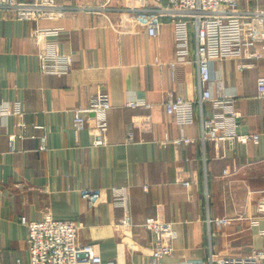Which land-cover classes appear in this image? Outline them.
<instances>
[{"label":"crops","instance_id":"1","mask_svg":"<svg viewBox=\"0 0 264 264\" xmlns=\"http://www.w3.org/2000/svg\"><path fill=\"white\" fill-rule=\"evenodd\" d=\"M194 35L191 28L190 56L172 67L176 50L168 19L153 37L143 28L121 33L95 14L34 21L0 11V108L8 110L0 111L2 264L29 262L21 217L41 220L49 213L80 224L79 245L94 244L104 264H149L154 234L142 225L149 216L172 231L174 251L164 263L213 256L218 264V258L262 246L253 222L264 195V97L257 89L264 58L243 70L241 60H216L210 83L214 96L237 94V130L258 133L259 141L204 142L202 123L213 115V104L200 103ZM39 39L56 41L59 52L73 54L70 73L41 71ZM98 91L113 105L106 146L93 144L94 120L79 136L74 128L75 109L89 106ZM169 94L194 102L193 124L180 126L166 112ZM130 100L151 107L132 108ZM130 126L134 139L127 141ZM183 134L195 142L176 146L172 140ZM113 187L128 190V228L120 225L125 212L112 203ZM84 188L101 189L100 199L83 198Z\"/></svg>","mask_w":264,"mask_h":264},{"label":"built area","instance_id":"2","mask_svg":"<svg viewBox=\"0 0 264 264\" xmlns=\"http://www.w3.org/2000/svg\"><path fill=\"white\" fill-rule=\"evenodd\" d=\"M253 0H96L87 2L63 3L59 0H0V11H14L20 20H60L68 15H100L119 32H133L145 29L150 36L157 37L164 20L173 25L176 59L170 62L175 67L181 59L187 60L191 53V28L195 33V61L198 68L202 90L201 105L210 101L213 115L203 119L201 139L205 141H228L230 144L258 142V133H243L237 130L236 110L237 94L230 93L214 96L212 64L214 61L238 59V69L252 67L264 58V8L253 5ZM39 59L43 73L65 75L70 73L74 57L72 53L59 52L56 41L40 40ZM242 60H248V63ZM258 95L264 97V75L257 79ZM127 106L151 107L145 100H130ZM168 114L174 115L180 126L195 122V105L190 99L179 94H169L164 104ZM113 108L108 95L96 92L89 106H79L74 111L75 133L89 127L93 134L94 145L106 146L108 131V113ZM1 112H8L6 106ZM134 139L130 126L127 141ZM176 146L195 142V138L185 134L174 138ZM225 173H227L225 171ZM186 186L190 182H185ZM112 203L121 207L125 214L121 226L131 225L128 190L126 187H113ZM83 198L97 202L101 189L84 188ZM258 216L253 224L259 227L263 244L244 256L218 258V264H264V195L257 204ZM21 221L28 228L29 262L26 264H104L102 256L94 244L78 243L81 225L74 220L57 219L50 213L41 220H31L22 216ZM154 234L152 258L149 264H213L215 259L178 261L164 263L163 259L173 255L174 245L171 228L153 216L147 217L143 224ZM0 264L2 253L0 249ZM17 264H24L17 260ZM106 264H120L119 260H109Z\"/></svg>","mask_w":264,"mask_h":264},{"label":"rangeland","instance_id":"3","mask_svg":"<svg viewBox=\"0 0 264 264\" xmlns=\"http://www.w3.org/2000/svg\"><path fill=\"white\" fill-rule=\"evenodd\" d=\"M252 3L253 5H258L264 8V0H253ZM184 185H185V182H184Z\"/></svg>","mask_w":264,"mask_h":264}]
</instances>
